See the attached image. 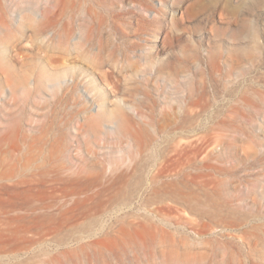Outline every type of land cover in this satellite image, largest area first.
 <instances>
[{
  "label": "rangeland",
  "instance_id": "374dc122",
  "mask_svg": "<svg viewBox=\"0 0 264 264\" xmlns=\"http://www.w3.org/2000/svg\"><path fill=\"white\" fill-rule=\"evenodd\" d=\"M41 1L0 0V184L90 180L24 185L0 214L55 222L0 256L96 264L150 218L185 264H264V0Z\"/></svg>",
  "mask_w": 264,
  "mask_h": 264
},
{
  "label": "bare ground",
  "instance_id": "6f19581e",
  "mask_svg": "<svg viewBox=\"0 0 264 264\" xmlns=\"http://www.w3.org/2000/svg\"><path fill=\"white\" fill-rule=\"evenodd\" d=\"M16 1L17 4L25 6L26 12L30 16L36 15V7L40 2H43L41 0ZM50 160L51 158H47L43 161ZM119 177L122 179L124 175H120ZM50 180H78L85 183L90 179H10L8 181L9 183L0 184V208L4 211L11 209L9 212L22 209L34 210L35 207H33L32 198L30 197L35 195V191L31 188H25L24 185L36 182H47ZM226 184L228 183H219L218 186L222 187ZM86 186L88 185L86 184ZM205 196L207 200L211 198L210 193H206ZM9 212L5 213L7 214ZM207 213L209 212L207 211ZM213 213L211 214L213 215ZM146 220L145 223H140L138 227L131 226L120 228L116 235L108 238L110 245L105 248L91 251L83 248V250L87 252L88 258L93 256V261L96 264H154L158 258L165 263L176 261L178 264H185L187 261H197L199 258L197 256L203 255L202 253H197L194 257H191L189 254L183 253L182 248L188 245V239L185 234L176 236L165 228H160L159 225L150 218H146ZM54 222L53 215L51 214H0V253L8 247L20 244V241L33 242V239L27 236L29 231L39 230V228L45 224H52ZM87 227L88 225L84 228ZM49 248V245H43L38 248L37 252L46 253ZM7 257L8 256H0V264L11 262V259H6ZM53 261L55 262V260ZM21 262L22 260L19 261V263ZM80 262L81 260L75 261L70 254L65 260L61 261L60 264H79Z\"/></svg>",
  "mask_w": 264,
  "mask_h": 264
}]
</instances>
